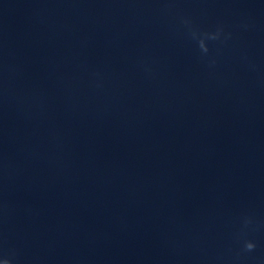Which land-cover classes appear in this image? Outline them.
Listing matches in <instances>:
<instances>
[{
	"label": "water",
	"instance_id": "water-1",
	"mask_svg": "<svg viewBox=\"0 0 264 264\" xmlns=\"http://www.w3.org/2000/svg\"><path fill=\"white\" fill-rule=\"evenodd\" d=\"M5 259L264 264V0H0Z\"/></svg>",
	"mask_w": 264,
	"mask_h": 264
},
{
	"label": "clouds",
	"instance_id": "clouds-1",
	"mask_svg": "<svg viewBox=\"0 0 264 264\" xmlns=\"http://www.w3.org/2000/svg\"><path fill=\"white\" fill-rule=\"evenodd\" d=\"M210 38H211V39H216V38H217V37H216V34H212V35L210 36ZM200 47H201V49H202L203 51L207 52V47H206V45L204 44L203 39L200 40ZM246 247H247V249L251 250L252 248H254V245H253L252 243H247ZM3 264H10V262H9L7 259H5V260L3 261Z\"/></svg>",
	"mask_w": 264,
	"mask_h": 264
}]
</instances>
